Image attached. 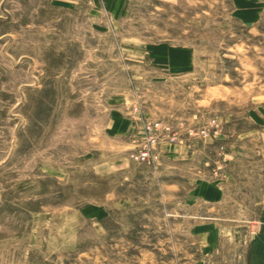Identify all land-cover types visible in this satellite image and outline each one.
<instances>
[{"label":"rangeland","instance_id":"1","mask_svg":"<svg viewBox=\"0 0 264 264\" xmlns=\"http://www.w3.org/2000/svg\"><path fill=\"white\" fill-rule=\"evenodd\" d=\"M258 106L264 0H0V264H186L185 195L222 171L240 255L264 198ZM117 110L207 128L200 172L135 160L105 134Z\"/></svg>","mask_w":264,"mask_h":264},{"label":"crops","instance_id":"2","mask_svg":"<svg viewBox=\"0 0 264 264\" xmlns=\"http://www.w3.org/2000/svg\"><path fill=\"white\" fill-rule=\"evenodd\" d=\"M248 119L255 127V131L250 133V141L264 152V107L253 108ZM144 121L145 118L135 115L128 117L117 110L108 119L105 134L108 139H121L124 143L132 144L144 136ZM187 129L182 128L177 132L179 137H182V142H163L159 145L156 168L175 162L190 163L195 157L196 162H193L191 167L200 172L198 157L202 151L199 147V138L205 136L189 137L186 135ZM217 132L218 129L214 133ZM226 157L227 155L224 156L225 159ZM170 186L178 187L177 184ZM231 187L232 182L226 171H222L218 177H207L204 174H196L193 177L182 203L184 209L178 214L189 224L188 231L197 243L196 256L186 264H220L226 258L238 254L236 245L226 242L231 236L232 229L227 204ZM84 214L91 221H101L108 215V207L105 204L92 203L85 207ZM237 256L241 264H264V198L256 217L255 230Z\"/></svg>","mask_w":264,"mask_h":264},{"label":"built area","instance_id":"3","mask_svg":"<svg viewBox=\"0 0 264 264\" xmlns=\"http://www.w3.org/2000/svg\"><path fill=\"white\" fill-rule=\"evenodd\" d=\"M211 126L216 127L214 130L216 132L218 125L214 119L211 122ZM143 127L144 136L133 142L134 151L132 157L139 162L155 165L159 159L158 147L160 144L163 142L176 143L183 141L174 128L162 120H146ZM208 134V129L205 127L186 130V135L189 137H203Z\"/></svg>","mask_w":264,"mask_h":264}]
</instances>
